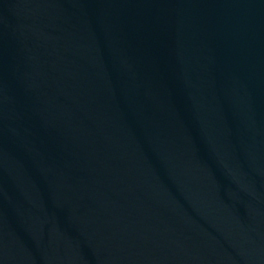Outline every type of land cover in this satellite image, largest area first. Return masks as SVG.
Returning <instances> with one entry per match:
<instances>
[{"label":"water","instance_id":"1","mask_svg":"<svg viewBox=\"0 0 264 264\" xmlns=\"http://www.w3.org/2000/svg\"><path fill=\"white\" fill-rule=\"evenodd\" d=\"M0 264H264V0H0Z\"/></svg>","mask_w":264,"mask_h":264}]
</instances>
